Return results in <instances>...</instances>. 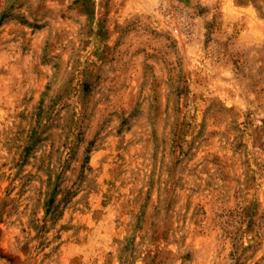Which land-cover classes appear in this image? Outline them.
Segmentation results:
<instances>
[{"label": "rangeland", "instance_id": "obj_1", "mask_svg": "<svg viewBox=\"0 0 264 264\" xmlns=\"http://www.w3.org/2000/svg\"><path fill=\"white\" fill-rule=\"evenodd\" d=\"M0 264H264V0H0Z\"/></svg>", "mask_w": 264, "mask_h": 264}]
</instances>
